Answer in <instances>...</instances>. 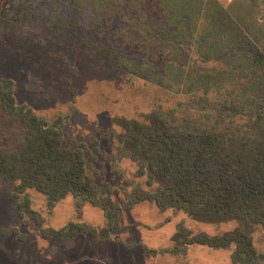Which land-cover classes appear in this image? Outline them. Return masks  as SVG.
Masks as SVG:
<instances>
[{
  "label": "rangeland",
  "instance_id": "obj_1",
  "mask_svg": "<svg viewBox=\"0 0 264 264\" xmlns=\"http://www.w3.org/2000/svg\"><path fill=\"white\" fill-rule=\"evenodd\" d=\"M219 1L237 11L242 6L254 12L261 24L249 23L251 29L264 28V0ZM197 4L198 0H0V80L13 81L18 104L49 120L63 118L64 137L86 145L88 171L101 193H109L123 206L120 228L111 238L99 242L86 233L62 241L42 235L28 215L22 218L11 199L13 183L0 179V230H7L0 235V264H236L233 245L216 249L178 240L219 235L234 229L237 221H203L184 210H161L149 201L126 206L137 186L152 187L124 153L123 121L142 120L153 109L168 106L203 116L197 100L206 87H197L191 79L174 81L164 71L167 59L162 53L187 37L182 29L188 24L200 25L192 38L206 32L209 4L207 9L206 3L200 8ZM215 94L208 90L209 98ZM236 122L247 127L242 119ZM17 132L0 113L3 145ZM27 193L42 228H59L70 221L93 229L105 225L99 206L85 202L78 217L72 195L49 209L43 194L32 189ZM253 240L264 253V226L254 230Z\"/></svg>",
  "mask_w": 264,
  "mask_h": 264
},
{
  "label": "trees",
  "instance_id": "obj_2",
  "mask_svg": "<svg viewBox=\"0 0 264 264\" xmlns=\"http://www.w3.org/2000/svg\"><path fill=\"white\" fill-rule=\"evenodd\" d=\"M204 3L206 9L209 4L206 32L192 38L200 25L188 24L182 29L187 37L162 50L164 71L174 81L191 79L206 87L197 100L203 116L168 106L153 109L142 120L123 121L124 153L152 187L137 186L126 206L149 201L203 221L235 220L238 225L228 232L178 241L216 249L233 245L234 263L262 264L264 253L255 246L253 232L264 226V28L251 29L249 23L258 26L261 20L245 7L237 11L219 0H198L197 5ZM0 113L7 126L19 129L8 145L0 140V179L13 183L11 199L21 217L28 215L42 235L62 241L86 233L99 242L111 238L120 228L123 206L101 193L88 171L86 145L64 137L63 118L49 120L18 104L10 79L0 80ZM237 118L247 127L236 124ZM30 189L45 196L49 209L72 195L78 217L85 202L99 206L105 225L93 229L70 221L42 228V218L30 205Z\"/></svg>",
  "mask_w": 264,
  "mask_h": 264
}]
</instances>
